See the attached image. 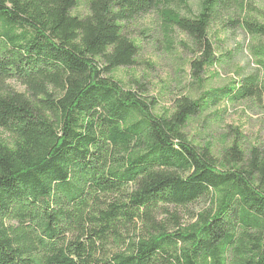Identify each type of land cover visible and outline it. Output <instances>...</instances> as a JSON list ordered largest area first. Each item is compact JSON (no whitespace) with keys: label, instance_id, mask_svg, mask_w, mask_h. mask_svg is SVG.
<instances>
[{"label":"trees","instance_id":"16d2710c","mask_svg":"<svg viewBox=\"0 0 264 264\" xmlns=\"http://www.w3.org/2000/svg\"><path fill=\"white\" fill-rule=\"evenodd\" d=\"M79 1L0 0V264H264V146L234 143L219 160L210 142L200 147L186 133L224 100L264 96V80L254 73L238 87L181 96L160 114L109 75L134 64L126 24L152 12L165 37L182 31L201 53L197 83L216 64L208 36L223 15L254 38L264 69L253 2L89 0L86 16L73 15ZM10 80L27 92L7 89ZM201 199L208 206L187 224L177 213L173 227L156 220L161 205ZM136 223L146 236L99 257Z\"/></svg>","mask_w":264,"mask_h":264},{"label":"rangeland","instance_id":"374dc122","mask_svg":"<svg viewBox=\"0 0 264 264\" xmlns=\"http://www.w3.org/2000/svg\"><path fill=\"white\" fill-rule=\"evenodd\" d=\"M89 0H80L73 9V15L86 16ZM254 7L248 13L264 22V0H250ZM238 6L232 7V17H241ZM230 17L223 15L209 29V39L213 43L217 57L213 66L205 65L201 72L202 83L196 82L193 62L200 60L201 53L191 38L184 32L175 30L164 36L161 22L156 13H148L128 22L124 33L135 42L138 51L134 64L118 67L109 72L126 89L142 92L149 100H154L155 111L171 114L181 96L195 98L201 90L229 86H241L245 77L258 73L264 80V69L256 62L250 46L255 42L243 28L233 27ZM201 85L203 87H201ZM7 89L27 92L20 83L10 80ZM186 133L196 145L212 144L216 158L222 160L224 151L237 143L241 150L248 151L253 146H264V96L263 94L240 101H222L219 106L206 110L191 118ZM208 206L201 199L187 206L161 205L155 213L157 222L169 223L171 214L177 213L183 224L192 221L193 216ZM173 230V229H170ZM148 234L145 223H136L129 231L122 232L121 243L111 239L100 250L99 257L109 258L124 251L131 240ZM125 241V242H123Z\"/></svg>","mask_w":264,"mask_h":264}]
</instances>
